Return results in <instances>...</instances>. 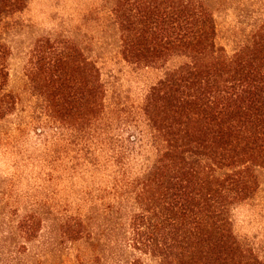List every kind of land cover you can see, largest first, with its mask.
Returning <instances> with one entry per match:
<instances>
[{
  "label": "trees",
  "instance_id": "trees-1",
  "mask_svg": "<svg viewBox=\"0 0 264 264\" xmlns=\"http://www.w3.org/2000/svg\"><path fill=\"white\" fill-rule=\"evenodd\" d=\"M112 3L127 63L161 69L176 63L142 107L159 148L156 162L126 184L124 202L136 207L132 248L158 264H264L238 240L231 218L255 194L257 170L264 169V24L230 54L217 45V24L203 0ZM27 4L0 0V122L18 104L9 91L12 49L3 32ZM28 67L30 81L42 84L50 118L68 122L76 115L103 144L111 128L98 66L71 40L42 39ZM110 207L122 203L113 199ZM86 225V216L69 215L63 235L81 239Z\"/></svg>",
  "mask_w": 264,
  "mask_h": 264
},
{
  "label": "rangeland",
  "instance_id": "rangeland-1",
  "mask_svg": "<svg viewBox=\"0 0 264 264\" xmlns=\"http://www.w3.org/2000/svg\"><path fill=\"white\" fill-rule=\"evenodd\" d=\"M203 2L217 24V45L230 54L264 24V0ZM112 4L28 0L3 32L12 49L9 91L18 104L0 122V264H158L130 244L136 207L124 202L125 189L158 158L142 107L176 63L163 69L127 63ZM42 39L71 40L100 69L111 128L103 144L98 130L79 126L76 115L68 122L50 118L41 82L35 87L27 77L30 51ZM257 177V191L231 218L238 240L264 262V169ZM113 199L120 209H111ZM73 214L86 216L81 239L63 235Z\"/></svg>",
  "mask_w": 264,
  "mask_h": 264
}]
</instances>
